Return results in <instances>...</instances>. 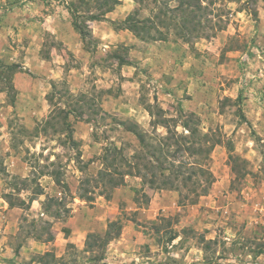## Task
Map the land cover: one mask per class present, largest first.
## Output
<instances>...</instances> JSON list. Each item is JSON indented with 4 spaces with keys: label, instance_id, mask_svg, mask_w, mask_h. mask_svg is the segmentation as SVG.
<instances>
[{
    "label": "rangeland",
    "instance_id": "374dc122",
    "mask_svg": "<svg viewBox=\"0 0 264 264\" xmlns=\"http://www.w3.org/2000/svg\"><path fill=\"white\" fill-rule=\"evenodd\" d=\"M190 115L218 141L193 198L160 183ZM127 126L170 153L111 189L104 148L144 152ZM116 219L140 233L86 246ZM0 264H264V0H0Z\"/></svg>",
    "mask_w": 264,
    "mask_h": 264
},
{
    "label": "trees",
    "instance_id": "16d2710c",
    "mask_svg": "<svg viewBox=\"0 0 264 264\" xmlns=\"http://www.w3.org/2000/svg\"><path fill=\"white\" fill-rule=\"evenodd\" d=\"M131 19H133V17L128 15L125 20V23L128 22V24L125 26V28L132 30L134 33H139L140 30L136 26V20ZM74 25L76 26V24ZM80 34H83L81 29ZM240 98L241 95L238 94L237 100L240 101ZM150 108L151 106H148V112L151 115L152 111ZM62 109L65 116H67L69 111L64 108ZM238 111L240 113L241 118L247 122V119L245 118L240 106H238ZM158 116L160 115L158 114ZM158 119L159 120L155 121L154 124L161 125L168 129V121L170 118L160 117ZM191 122L197 123L198 121L197 119L194 120L193 116L191 115L187 117L183 126L184 129L188 131V134L179 135V138L181 139V141H183V144H180L181 146L177 145L174 152L171 153V155L175 158L177 157V153L179 152L185 154V160L180 161L178 165H175L173 160L170 161L166 159V157H168V154L166 153H170L168 148V136H164L154 143L152 141V137L147 140L146 131L136 129V126L124 127L125 131L136 134L144 152H141V154L138 155H134L139 160H144L146 162L132 160L136 158L135 156H132V159L124 157L121 153V149L119 148V146L115 144H112L109 147L107 146L104 148L100 158L101 167L98 170L95 178L97 183L103 184L105 182L107 185L110 186L111 189H113L115 186L122 185L124 183L125 176H140L142 178H145L147 173H151L152 177L154 178H150L149 182L154 184L156 180L155 172L158 170V167L163 169V163L168 160V166L166 169H168L169 172L171 171L175 175L173 176V178H164L163 180H161L160 183L164 186V188L168 187L169 189H174L179 193L181 192L182 188H185L190 193H192L191 198L195 196L199 197L200 195L205 194L207 192L209 184L213 183L214 181V176L210 169L206 166V164L210 152L212 151L213 147L218 143V141H213L207 132L205 134H198V129L195 126L189 128V123ZM174 143L178 144L179 139L174 140ZM147 156L149 157V159H146ZM159 156H163V160L160 161ZM186 156H193V161H187ZM150 158L155 159L157 163L161 162L160 166L159 164H154ZM170 167H173V171ZM182 167H186L189 171L187 175H185V173L180 169ZM160 175L164 174L160 173ZM199 177H204L206 185H202V182L199 180ZM37 193L40 194L41 192ZM82 197L85 198V194H82ZM105 197L108 198L110 196L105 195ZM185 198H190V196L185 195ZM114 228L116 230L113 233L112 229ZM121 228L122 225L118 219L108 222L107 228L104 231L103 235H97L96 237H94V241L92 242H88L86 240V246L91 248L94 246L104 248L111 240L119 236ZM89 236L90 234L88 235V237ZM175 238L176 234H173L169 237V240L171 241ZM101 259V256H99L98 260Z\"/></svg>",
    "mask_w": 264,
    "mask_h": 264
},
{
    "label": "crops",
    "instance_id": "0c3cea01",
    "mask_svg": "<svg viewBox=\"0 0 264 264\" xmlns=\"http://www.w3.org/2000/svg\"><path fill=\"white\" fill-rule=\"evenodd\" d=\"M151 202H153V200ZM135 209H138L137 210L138 211V217L139 216L143 217L144 216L143 212H145V211L147 212L148 211L144 207L143 208H135ZM136 233L139 234L140 232L138 230L134 229L133 227L127 226L126 228L124 227L122 229V231L120 232V234H119V236L117 238L120 241H122V239H124L126 236H132V238H134L135 237L134 235H136ZM104 260H106V258H104ZM123 263H125V262H123Z\"/></svg>",
    "mask_w": 264,
    "mask_h": 264
}]
</instances>
